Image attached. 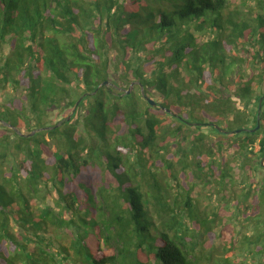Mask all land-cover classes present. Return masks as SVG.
<instances>
[{
	"label": "trees",
	"instance_id": "trees-1",
	"mask_svg": "<svg viewBox=\"0 0 264 264\" xmlns=\"http://www.w3.org/2000/svg\"><path fill=\"white\" fill-rule=\"evenodd\" d=\"M231 1L0 0V88H11L9 98L22 91L25 101L21 109L0 104V159L22 156L0 174V264H201L196 248L216 215L199 217L188 189L189 227L162 194L153 167L164 118L170 136L197 129L196 167L217 173L223 201L228 161L248 170L242 198L250 205L241 199L232 214L251 221L242 242L248 264H264V175L255 179L264 171V0H242L246 16ZM111 74L131 91L115 93ZM63 105L71 120L84 108L81 120L29 135L53 127L41 120ZM206 127L223 139L205 148ZM45 134L58 140L53 151ZM87 165L101 170L95 193L81 179ZM226 253L219 264H234Z\"/></svg>",
	"mask_w": 264,
	"mask_h": 264
},
{
	"label": "rangeland",
	"instance_id": "rangeland-1",
	"mask_svg": "<svg viewBox=\"0 0 264 264\" xmlns=\"http://www.w3.org/2000/svg\"><path fill=\"white\" fill-rule=\"evenodd\" d=\"M241 2L243 1L232 0L230 2V9H238L246 16L247 7H252V5L250 0H246L247 7H244ZM250 18H253V16H250ZM215 37L218 38L219 36L216 34ZM217 42L221 46V52H223L222 46L226 44L225 39H222L221 43L219 41ZM224 52H226L225 49ZM110 80L115 81L116 85L120 83L117 75L114 74L110 75ZM109 86H111V84ZM118 86L119 88H116L115 85L112 86L115 89V93L120 92L122 89H128V91H131L132 89L131 85L128 88L124 87L123 85ZM7 92H11V88L7 87L5 89V93L3 92L2 88H0V104L8 106L10 109H21V107L25 106V101L21 96V93H23L22 91H19L18 95H14L11 98L6 95ZM152 96L153 97H150L149 95L147 97L157 102L158 96ZM69 112L70 110L64 107V105L59 108L52 107L48 109L47 114L41 120V125L48 124L52 126L60 123L57 127L59 128L64 125L65 121H71L72 124H76L77 120H81L85 110L84 108L80 109L73 120H71L72 113ZM30 117L31 118L28 124H36V120L33 118V116L30 115ZM68 117L69 120H67ZM188 120L193 123L190 117H188ZM164 121L165 123L163 124L162 129L159 131L161 133V138L158 140L159 146L158 148L156 147L162 158H158L154 162L153 173L158 180L162 194L168 201V205L173 210V214L176 218L181 219V221L189 224V227L193 226L190 219L186 215L187 207H185L184 203L185 193L188 189H191L190 196L192 199L189 203V206L191 207L193 205V209L197 212V214H199V217L210 221L214 218V214L216 215L214 219L215 227L213 228L212 234H205L203 245H200L196 248L197 255H202L203 257L201 264H219L222 258L225 256V246L230 242L234 244L232 256L231 253H226L230 256V261H232L234 264H240L241 261L244 262L243 264H248L251 261V256L250 254L246 253L244 248H242V242L246 233H248L247 235L252 233L251 221L245 220V212H239L238 215L232 214V209L235 211V204L238 202L240 203L241 199L243 200L242 197L245 193V191L242 189V187H244L243 184L246 183V186L249 184L248 170L243 169L244 165L238 160L228 161L229 167L227 172L231 175V178L228 177L225 186L223 185L225 190L223 192L225 196L224 201L227 203L225 204L221 197L218 196L221 186L217 184L219 179V177H217V173L213 172L214 175L210 177L208 176L209 174H207L204 170V165H202L200 169H197L196 167L197 160L200 162L202 161V154L192 152L193 148L191 146V142H193L197 147H200V143L195 141V138L193 139V137H190V134L193 132L195 133V131L197 132V129L191 131L186 130L181 138H176V136H170L167 134L165 128H168L170 121H166L165 118ZM235 123L236 122H233V124H230V126H239L240 128L241 126L243 127L245 125L244 123H240L239 125ZM114 125L117 126V124ZM79 126V124L76 126V137L83 138V133ZM3 132V129L0 128V137ZM202 133L207 137L205 141L206 143L204 144L205 148L209 144L221 141L223 139V136L221 137L220 135H217V133L210 127L204 128ZM222 135H224V141L230 140V134ZM11 138L13 137L11 136ZM44 138L46 141L50 142L51 149L53 151V147L55 144H57L58 140H51L48 134H45ZM172 138L173 140L175 139V141L168 146V143H170ZM162 146H165V148L167 147L168 151L165 153L160 152L159 147ZM257 151L258 147L256 146L253 149V152L257 154ZM0 152H2L1 148ZM11 152H13V150H11ZM223 152L227 156V152L225 150H223ZM21 157L22 156H19L18 154H14L13 157L6 158L5 160L0 159V174H7L9 167L13 163L18 162ZM165 161H169L171 163V169L166 167ZM261 168L264 169V167ZM170 173L174 175L173 178L175 180L170 177ZM257 175L258 177L255 178L256 180L263 177L264 171L262 169H257ZM81 179L92 189L93 193H95L96 189L101 184L102 174L100 168L97 165H87L86 167H83L81 171ZM49 201L51 202L52 199L50 198ZM243 201V206L250 205L249 201ZM226 205H228V207ZM150 210L154 215L153 209L151 207ZM258 212L259 210L253 211V216Z\"/></svg>",
	"mask_w": 264,
	"mask_h": 264
},
{
	"label": "water",
	"instance_id": "water-1",
	"mask_svg": "<svg viewBox=\"0 0 264 264\" xmlns=\"http://www.w3.org/2000/svg\"><path fill=\"white\" fill-rule=\"evenodd\" d=\"M104 85H107V83H104ZM143 97H144L145 101L148 103V105H150V106L153 107V108L158 107V106H157V103H156L155 101L149 99V98L146 97V96H143ZM82 98H83V96H82V97H81V98L75 103V106H74V108H73V111H74L75 108L78 106V104H79V102L82 100ZM162 109L164 110V108H162ZM260 111H261V103L259 102V108H258L257 119H256V123H257L256 129L259 128V122H260ZM67 120H69V117L67 118ZM59 124H60V123H59ZM59 124H56V125H54L53 127H47V128L37 129V130L33 131L32 133H30L29 135H33L35 132L48 131V130L55 129V128H57V127L59 126ZM213 127H214L215 129H217L219 132L226 133V132H224L223 130H221L219 127H217L216 125H213ZM11 129H12V128H11ZM243 131H248V130L243 129ZM251 131H254V130H251ZM16 133H18V135H20V136H25V135H23V134H21V133H19V132H17V131H16ZM235 133H236V134L240 133V130L235 131ZM29 135H27V136H29ZM260 164H261V166L264 167V156L262 157V159H261V161H260Z\"/></svg>",
	"mask_w": 264,
	"mask_h": 264
}]
</instances>
